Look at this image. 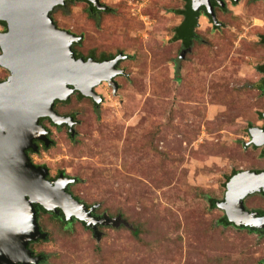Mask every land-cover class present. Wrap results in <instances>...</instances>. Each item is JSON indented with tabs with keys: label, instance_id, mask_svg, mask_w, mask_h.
Segmentation results:
<instances>
[{
	"label": "rangeland",
	"instance_id": "1",
	"mask_svg": "<svg viewBox=\"0 0 264 264\" xmlns=\"http://www.w3.org/2000/svg\"><path fill=\"white\" fill-rule=\"evenodd\" d=\"M101 2L110 11L98 18L79 2L53 17L84 37L78 54L129 56L120 89L99 87V109L78 94L59 103L78 133L52 127L55 143L33 157L52 176L76 179L70 191L98 214L127 225L101 228L98 239L79 222L41 213L49 235L34 250L48 256L44 264H264V232L225 226L211 201H225L235 172L264 168L262 146L249 144L250 127L264 121V0L217 9L224 26L201 21L187 51L174 39L182 0ZM246 200L264 210L263 194Z\"/></svg>",
	"mask_w": 264,
	"mask_h": 264
},
{
	"label": "water",
	"instance_id": "2",
	"mask_svg": "<svg viewBox=\"0 0 264 264\" xmlns=\"http://www.w3.org/2000/svg\"><path fill=\"white\" fill-rule=\"evenodd\" d=\"M90 1L106 9L99 0ZM191 1L195 13L202 4ZM65 2L0 0V21L11 27L5 36L9 50L0 56V65L12 71L10 81L0 82V264L41 260L29 249L30 242L48 237L41 231L35 204L48 211L61 209L67 220L77 217L92 224L88 206L67 190L76 179L61 174L50 181L49 170L36 167L26 152L34 147V139L47 137L48 131L39 124L42 117H50L57 125L67 123L74 131L78 122L55 110L57 100L68 101L80 91L101 103L95 87L107 80L116 93L119 84L114 77L124 72L116 68L122 56L103 62L76 56L73 46L81 37L59 29L51 17L55 7ZM205 6L215 21L212 1ZM251 135L256 141L253 130ZM260 191H264V171L241 172L228 182L225 201L216 200L215 205L225 211L228 222L264 230V215L248 211L244 201ZM96 234L101 239V233Z\"/></svg>",
	"mask_w": 264,
	"mask_h": 264
},
{
	"label": "flooded vegetation",
	"instance_id": "3",
	"mask_svg": "<svg viewBox=\"0 0 264 264\" xmlns=\"http://www.w3.org/2000/svg\"><path fill=\"white\" fill-rule=\"evenodd\" d=\"M182 1H183L185 4H184V7L181 8L180 10H184L185 12L182 14V13H179V11H177V12H178L177 14L183 16V21H182V24H183L184 21H185L186 18H187V15H186V9H187V5H188V1H187V0H182ZM211 1H212V4H213V7H214V11H215L214 13H215V14H217V9L226 10V9L228 8V5H229L230 2H231L232 4H234V5H238L239 2H240V0H219L220 2H216V0H211ZM238 1H239V2H238ZM76 2H79V3H86V4H88L89 7H90V10L92 11V12H91V16L94 17V18H98V14H99V13L110 11L109 6H108V5H105L104 3H102L101 0H99V3H100L104 8H106V9H100V8H98V7H97L92 1H90V0H66L65 4H59V5H57V6L55 7L54 11L51 13V17L54 19V22L56 23V25L58 26L59 29L65 30V29H63V28H61V27L59 26L57 20L53 17V14L55 13L56 10L67 8V7L69 6V4L76 3ZM93 6H95L96 8H98V10H101V12L95 11V8H94ZM215 14H214V15H215ZM217 15H218V14H217ZM215 17H216V15H215ZM204 19H206V20L209 19L213 24H216L215 26H217V28H220V27L224 26V24H223L222 22H220V21L218 22L217 18H215V21H214V19H212L211 14L209 13L208 8H207L205 5H201V7H199V9H198V16H197V22H198V25L196 26V29L200 26V22L203 21ZM182 24H181V25H182ZM181 25H180V26H181ZM180 26H179V27H180ZM179 27H178V28H179ZM178 28L176 29V34H177V30H178ZM196 29H195V31H196ZM10 30H11V27H10L9 24H7L6 22H2V21H0V56L4 55L5 52L9 50V45H8V42H6L5 36L10 32ZM66 31H68V30H66ZM69 32H70V31H69ZM70 33L73 34V35H76V34H74V33H72V32H70ZM196 33H197V32H196ZM76 36H77V35H76ZM78 37H81V39H80L79 42H75V43H74V46H75L76 44H80V43L83 41V39H84V37H82V36H78ZM197 37H199L198 34H197ZM196 40H197V39H196ZM179 41H180V40H179ZM263 41H264V36H263ZM180 42H182V41H180ZM74 46H73V48H74ZM183 46H184V48H185V51H187V50H191V48H192L193 45L190 46V47H186V46L183 44ZM74 51H75V50H74ZM76 53H77V51H76ZM76 56H77L78 58H84V59H86V60H89L90 58H93L94 60H96V61H98V62H103V61H106V60H113V59H115V58H117V57H119V56H122V58H120V60H119V62H118V64H117V67H116V68H117L118 70H124V72L121 73V74H119V75H117V77H114V81H116V82L118 83L117 79H118L119 77L125 76L126 73H127V71H126L124 68L121 67L122 62L125 61V60H127V59H129V56L126 55V54H124V53H120V54H118V55H116V56H115V55H110V56L104 55V56H101L100 58H97V56H96L95 54L90 55V56H84V55H82V54H78V53H77ZM0 69H3V71H4V72H3V73H4V76H3V78L0 77V82H1V83H6V82L10 81V78H11V76H12V71H11L10 69L4 67L3 65H0ZM263 72H264V67H263ZM263 82H264V80H263ZM103 84H108V86H109L110 88H112L114 94H117V92H118V91H117V92L115 93L114 86H113L109 81H107V80H106V81H103L101 84H99V85H97V86L95 87V92H96L98 95H100V96L102 97V102H101V103H98V101H96L93 97H88V96L83 95L82 92H80V91H77V92H75L74 94H78L82 99H89V100H92L93 103L95 104L96 109H99V107L105 102V96H104L101 92H98L97 89H98L99 87L103 86ZM118 84H119V83H118ZM260 88H261L262 93H264V83H263V85H262ZM119 89H120V85H119L118 90H119ZM82 96H83V97H82ZM61 102H65V101L57 100V101H56V104H55V110H56L60 115H61V113L57 110V105H58L59 103H61ZM62 116H64V115H62ZM67 116L70 117L71 115H67ZM262 116H263L262 118H263V120H264V114H262ZM73 117L76 119L75 116H73ZM76 121L79 122L78 120H76ZM46 122H48V123L46 124ZM39 124L42 125V126L48 131V133H47V137H46V139H41V138H36V139H34L33 144H34L35 149H34V147H30V148L27 149L26 152H27L29 158L31 159L32 163H33L36 167H44V168H47V169L49 170V175L47 176V178H48L50 181H56V180H58V178L60 177L61 174H64L65 176H66L67 174H66L64 171H61L57 176H55V177L52 176V175H51V171H50V169L48 168V166H47L46 164H41V163H39V162H36L33 156H35V155L38 156V155L42 154L45 150H49V149L51 148V146H53V144L55 143L54 139L52 138V136H53V130H52V127H55L56 130H61L63 127L66 128V129H67V133H68V135L72 138V137H74V136L78 133V131H77L76 128H77V126L79 125V123H78L77 125L74 126V131L71 130V126H70L69 124L65 123V124H63V125H57V124L54 123V121H53L50 117H42V118L40 119ZM250 130H253V132H254L255 130H256V131H257V130H260V131L263 132V131H264V121H263V124H262L261 126L258 125V126L250 127ZM253 139H254V137L252 136V137L250 138V142H249V144H250L252 147H260V146H257L256 141H253ZM261 148H263V151H262V154H261V155H262L263 158H264V145H262ZM245 171H257V172H259V171L261 172V171H262V172H263V171H264V168H262V169H252V170H239V171H237L235 174H233V176L236 175V174H238V173L245 172ZM233 176H232V177H233ZM232 177H231V178H232ZM74 183H76V182H75V181H74V182H71V183L68 185L67 190H68L70 193H72V192L70 191V187H71ZM257 193H260V194H263V195H264V191L255 192V193H253V194L248 195V196L245 198L244 201H245V206H246V208H247L248 211H251V212H258V213H260V211H263V210H251V209L247 206V200H246V199H248L251 195H254V194H257ZM72 194H73V193H72ZM73 195H74V194H73ZM74 196H75V195H74ZM75 197H76L78 200L81 201V199H80L79 197H77V196H75ZM81 202H83V201H81ZM83 203H84V202H83ZM85 204L88 206V209H89V211H90V213H91V214L88 216V217L91 219V221H92V224H91V225H88L87 222H85V221H83V220H80V219L77 218V217H74L72 220H67L64 211L61 210V209H59V212L48 211L47 209H44V210H46V212H42V213H49V214H52V215L56 216L57 218H60V220L63 221V222L65 223L66 226H71V225H73L75 222H79V223H81L83 226H85L87 229L91 230V232H93L96 236H97L96 232H100L101 235H102V237H103L104 232L101 231V228L119 227L120 224L122 223V221L127 225V220H126V219L123 220V218L121 217V215H119V217H111V216H108L107 214L100 215V214H98V212H97V209H98V208L92 209L93 206H90V205H88L87 203H85ZM37 206L40 207V206H42V205H40V204H35L36 209H37ZM42 207H43V206H42ZM43 208H44V207H43ZM41 211H43V210H41ZM37 215H38V210H37ZM259 215H260V214H259ZM38 221H39V224H40V226H41V223H40V217H38ZM128 224H129V223H128ZM232 225H233V226H236L235 224H232ZM236 227H237V226H236ZM239 228H248V229H250V230H252V231H254V232H258L259 234H261L262 232H264L263 229H258V228H251V227H239ZM41 231L44 232V233H48V232H46V230H45L42 226H41ZM48 235H49V234H48ZM102 237H101V238H102ZM47 240H48V237H47L46 239H40V241H39V240L32 241V242H30V244H29V249L32 251V254H33L35 257H37V256H41V260H40L37 264H44V263L47 261V257H48V256L45 255L44 253H42V254L37 253V252L34 250L33 245H34L35 243H37V242H41V241L46 242Z\"/></svg>",
	"mask_w": 264,
	"mask_h": 264
},
{
	"label": "trees",
	"instance_id": "4",
	"mask_svg": "<svg viewBox=\"0 0 264 264\" xmlns=\"http://www.w3.org/2000/svg\"><path fill=\"white\" fill-rule=\"evenodd\" d=\"M187 1H188V5H187V9H186L187 18L184 21V23L178 28L177 34L174 37V39L176 41H179L180 40V41H182V43L186 47H190V46L193 45L194 41L197 39V33H196L195 29H196V26L198 25V22H197L198 11H196L194 13V11L192 10V1L191 0H187ZM206 1L207 0H197V2L200 3V4H202V5H205ZM93 7L95 8V11L101 12V10H98V8H96L95 6H93ZM178 11H179V13H182V14L185 12L184 10H178ZM189 22H191V25H193L192 27L190 26V23ZM74 50H75V48H74ZM75 53H76V50H75ZM258 135H259V140L260 141H264V132L263 133H258ZM211 201H212V206L215 207L216 206L215 205V201L216 200L211 199ZM44 209L45 208H43L42 206H40V207L37 206L38 217L41 216V213L42 212H46V210H44ZM41 210H43V211H41ZM259 214L260 215H264V210L263 211H260ZM221 223L224 224L225 226H229V225L234 224V223L228 222L227 219H226V217L221 220ZM250 231H252V230H250Z\"/></svg>",
	"mask_w": 264,
	"mask_h": 264
}]
</instances>
